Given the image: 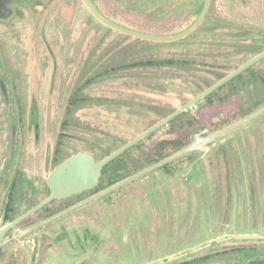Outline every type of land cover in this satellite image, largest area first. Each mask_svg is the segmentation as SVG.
Segmentation results:
<instances>
[{
    "label": "rangeland",
    "instance_id": "rangeland-1",
    "mask_svg": "<svg viewBox=\"0 0 264 264\" xmlns=\"http://www.w3.org/2000/svg\"><path fill=\"white\" fill-rule=\"evenodd\" d=\"M94 1L118 23L134 19L177 34L197 19L205 0ZM1 4L0 228L9 223L8 204L18 217L48 195L60 133L68 155L88 149L101 160L158 122V112L191 99L205 76L194 80L170 68L110 72L84 89L110 102L79 109L78 123L71 119L64 130L65 105L89 53L97 49L94 63L105 55L119 65L182 57L187 44L146 48L108 30L83 0ZM244 12L260 33L246 42H264V0H252ZM250 58L232 56L228 66ZM263 78L264 58L122 154L111 166L123 173L120 179L50 204L7 231L0 264H264ZM186 135L185 147L164 143ZM233 236L243 238L201 248Z\"/></svg>",
    "mask_w": 264,
    "mask_h": 264
},
{
    "label": "trees",
    "instance_id": "trees-1",
    "mask_svg": "<svg viewBox=\"0 0 264 264\" xmlns=\"http://www.w3.org/2000/svg\"><path fill=\"white\" fill-rule=\"evenodd\" d=\"M91 1L107 19L123 27L152 35L169 36L176 34L171 29H168L164 25H146V24L138 25L135 23L134 19H128V20L124 19L125 23H118L113 19L114 14L112 12L110 13L106 12L105 9H102L101 6L97 5L96 1L94 0ZM251 1L252 0L250 1L249 0H211L208 12L206 13L204 20L201 22V24L188 36L176 41L152 42V41L137 39L116 31L119 35L128 39H132L134 42L140 43L144 45V47L146 48L151 47L152 49L153 47H162V46H171V47L173 46L177 48V47H186V44L187 47L184 49L180 48L184 50L182 51L184 52L182 57H178V56L176 57L170 55L167 57L155 58V59L154 58L134 59L133 61L131 60L130 62H124L122 59L119 62V65L115 64V61H112L111 57L107 58L105 55H103L100 58L102 60L98 59L94 63L97 49L89 53V56L87 57L85 62H83V64L81 65L80 74L74 82V87L65 105L64 120L62 121L64 130L70 129L71 119L75 121V123H78L75 120V118H73V116L79 109L90 105H102L103 103L110 102V100L105 98L90 97L84 91L85 88H88L99 81L107 79L105 78V76L109 75L110 72L112 73L113 71H125L127 69H132V68H137L141 70L146 68H155V69L170 68V69L181 70V73H185L187 76H190V78H194V80L198 79L195 77H197V74L201 73L204 74L205 76L200 78L202 80L199 79L202 85L199 84L195 94L197 95L198 93L202 92L204 89L211 86L212 84H214L215 82H217L218 80H220L221 78H223L231 71L235 70L236 68H238L240 65H242L244 62L247 61V60L246 61L242 60L240 63H237V65L230 67L228 66L229 65L228 63L230 62V58L232 56L239 57L243 54H250L252 58L253 56L263 51L264 42H260V40H255V39H253L251 42H246L248 38L250 39L252 37L257 38V36L260 34L257 30L254 29V27L256 26L250 24L248 22V19L244 17L245 15L244 10L247 6H250ZM219 7L221 9H219ZM239 10H241V13L238 12ZM107 29L110 31H115L112 30L111 28H107ZM224 37L237 39V42L228 43L227 41H224L223 39ZM216 39H220V40H216ZM205 47L206 49L204 50ZM115 48H117V46H114V49ZM193 48L195 50H193ZM211 48H215L216 50L213 51L211 50ZM251 67L247 68L245 71L238 74L236 77L232 78L230 81H228L227 83L219 87L217 90L206 96L202 101L208 100L216 93V91H219L223 87H226L234 83L236 80L241 78L244 72H248L251 69ZM81 75L82 76L84 75V79L82 78L80 80ZM261 82L264 88V78L261 79ZM196 83L198 82L196 81ZM189 100L186 99L183 102V104ZM170 113L158 112V115L162 119ZM185 113L187 112H183L182 114L178 115L168 123L179 120V118H181ZM16 133L17 131L15 132V134ZM187 139H188V135L185 136V138L183 139L184 141H180V142L173 141V142H167V143L164 142V143L169 144V146L172 147H185L187 145ZM81 151L90 152L88 149H79L74 151L72 154L68 155L67 152L65 151V134L60 133L55 141L52 151L51 158H52L53 166L56 167L57 165L61 164L65 159ZM112 152L107 153V156ZM125 152H123L122 154H124ZM122 154H120L118 157H116L115 159L107 163L105 166H103L98 184L94 186L92 189L84 192H90L98 188L101 184H103L106 181L107 183L112 184L114 183L115 180L120 179L123 173H119L118 169L112 170L111 166L121 157ZM152 154L154 155L155 153ZM155 156L161 157L162 154L160 152H157ZM152 158L147 162H151V163L154 162L155 159ZM102 159L103 158H101V160ZM95 160L100 161L97 159ZM46 188L48 190V195L46 196V194L45 195L43 194L44 197L45 196L48 197L50 195L49 188L48 187ZM84 192L72 195L64 200H53L49 204L41 208L40 210L36 211L35 213L47 211L49 210L50 204L58 203L61 205L75 196H80ZM44 197L40 201L46 198ZM9 212H10V204H8L4 213L6 215V219L9 222H11L17 217L11 216Z\"/></svg>",
    "mask_w": 264,
    "mask_h": 264
},
{
    "label": "water",
    "instance_id": "water-1",
    "mask_svg": "<svg viewBox=\"0 0 264 264\" xmlns=\"http://www.w3.org/2000/svg\"><path fill=\"white\" fill-rule=\"evenodd\" d=\"M84 4L87 6L89 11L93 14V16L99 20L104 26L111 28L117 32L123 33L125 35L146 40L152 42H171L180 40L190 33H192L204 20L206 13L210 7L211 0H205L201 12L197 19L191 24L187 29L184 31L169 35V36H162V35H152L143 32H138L126 27H123L119 24H116L109 19H107L93 4L91 0H83ZM264 58V50L258 53L257 55L253 56L252 58L248 59L242 65H240L235 70L231 71L229 74L212 84L211 86L204 89L202 92L195 95L189 101L178 107L176 110L165 116L164 118L160 119L154 125L150 126L127 143L122 145L120 148L116 149L108 156L103 158L100 161H96L93 155L89 152H78L69 158L65 159L61 164L54 167L46 178L47 185L50 190V195L40 201L38 204L15 218L13 221L9 222L7 225L0 228V243H4V234L9 231L10 229L14 228L24 219L35 213L36 211L40 210L47 204H49L53 200H64L72 195L82 193L84 191L92 189L96 186L99 182V178L101 175V171L103 166L107 163L118 157L120 154L134 146L136 143L145 139L148 135L162 127L163 125L167 124L169 121L174 119L176 116L186 112L195 104L203 100L206 96L217 90L219 87L230 81L232 78L236 77L238 74L245 71L247 68L251 67L252 65L259 62L261 59ZM227 238H236L242 239L243 236H233V237H224L220 239L213 240L207 244L201 246V248L209 247L214 243H217L222 240H226ZM200 248V249H201Z\"/></svg>",
    "mask_w": 264,
    "mask_h": 264
},
{
    "label": "flooded vegetation",
    "instance_id": "flooded-vegetation-1",
    "mask_svg": "<svg viewBox=\"0 0 264 264\" xmlns=\"http://www.w3.org/2000/svg\"><path fill=\"white\" fill-rule=\"evenodd\" d=\"M2 6V4H1V0H0V7ZM7 233V232H6ZM6 233L4 234V238L6 237H8L7 235H6ZM2 244V246L4 245V244H7V241L4 239V243H0V245Z\"/></svg>",
    "mask_w": 264,
    "mask_h": 264
}]
</instances>
